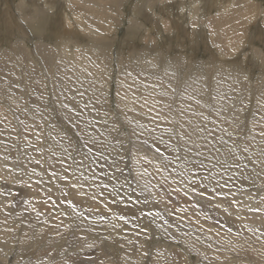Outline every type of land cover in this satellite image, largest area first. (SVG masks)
<instances>
[{
	"label": "rangeland",
	"instance_id": "obj_1",
	"mask_svg": "<svg viewBox=\"0 0 264 264\" xmlns=\"http://www.w3.org/2000/svg\"><path fill=\"white\" fill-rule=\"evenodd\" d=\"M37 1L0 0V129L20 130L0 136V264H264V0H80L85 28L74 0ZM68 115L92 155L66 161L77 172L64 196L68 181L49 176ZM209 175L228 196L184 194L189 180L211 191Z\"/></svg>",
	"mask_w": 264,
	"mask_h": 264
},
{
	"label": "snow or ice",
	"instance_id": "obj_2",
	"mask_svg": "<svg viewBox=\"0 0 264 264\" xmlns=\"http://www.w3.org/2000/svg\"><path fill=\"white\" fill-rule=\"evenodd\" d=\"M78 95L83 96L84 93L80 92V93H78ZM58 107L61 108V109H66L69 113L75 112L77 117L82 115V112L77 111L76 108H70L68 104L63 103L62 101L58 102ZM84 107L87 108L88 104H85ZM52 110L56 111V107L54 106ZM13 115H14V118L19 119L18 117H15V114H13ZM65 119H67L68 125H70V126H66V125L61 124L60 127L63 128L64 134H65L63 138L68 140V145L64 149V153H65L64 157H58L56 159V161L50 166L52 171H51V174L49 176V182H51L53 179L60 181L62 184H63L64 181H68L67 184L63 185V187H61L60 185H55L57 190L60 191L62 193V195L67 196L69 193L66 191V189L75 188L76 187V184L72 183V180L76 179L77 169L73 168L72 165L66 164V161L67 160H71L72 164H77V163L82 164L84 160L89 159L91 157V155H92V148L89 146L90 143H92V141H90L89 139H85L84 138V136L82 134V130H81V133H79V134L73 132V129L74 128L75 129L80 128V125H79V123L73 121V118H72L71 115L66 116ZM148 119L151 120V119H153V117H148ZM20 124H21L22 127L27 128V125H24L23 121H20ZM56 127H57L56 125H52L53 130H55ZM140 127L142 129H144L145 131H148L149 133L155 131V129H149L147 127V125H144V124H141ZM5 131H16L19 134L20 130L16 129L14 127L9 129L7 126H5V128L0 129V136H2ZM57 134H59V133H57ZM74 137H77V138L74 139ZM36 138H37V140L41 139L39 134L36 135ZM0 143H3V141L0 140ZM141 143L142 144H146L147 141H142ZM33 147H35V145H33ZM157 153H159V157L158 158H160V167L167 168V164L165 163V159L163 158V153L159 152V148H157ZM77 156L80 157L79 161H77ZM14 163L17 166H19L21 163H24V165H25V167L23 169L17 167L16 168V172L17 173L25 172V174L31 175L30 173L26 172L27 165L29 163H31V161H24L22 159H17L16 161H14ZM35 163L40 165L42 172H44V173L48 172V169L44 167V162H42L41 160L37 159L35 161ZM57 164L59 165V168H57ZM5 167H6V170L8 172L11 173L13 171L11 168H7V166H5ZM117 167H119V166L117 165ZM36 175L38 177L36 183L39 184V183H41V179H39L40 173H36ZM201 179L202 180H206L209 183H213V181H214L213 188L211 189V191H209V189H208L206 184L198 183L196 180H189L188 183H187V187L184 190V194L185 195H191V193L194 191V192H196V194L198 196L202 197L205 192H209V196H210L211 192H215L216 188H220L221 189V193L220 194H222L224 196H228L229 195L228 193H223L222 190H223V188L226 185H221L219 180H214V178L211 177L210 175L209 176H203V177H201ZM229 179H231V177H229ZM27 186L31 187L30 184H28ZM104 187L106 189V185ZM52 188H53V185L51 183H49L46 191L47 192H52ZM172 192H174L177 195H179L180 192H181V189L174 188L172 190ZM0 194H3V193H0ZM8 194L11 195L10 190H9ZM101 195H103V193H101ZM109 195L112 196V199L108 200V197L105 196L104 197L105 201L108 202V203H115V204H117L119 206L120 201L117 200L113 194L109 193ZM168 195L171 196L172 193H168ZM232 195H235V193H232ZM92 199L96 200L97 197L94 195L92 197ZM49 200H52V196H48L47 200H44L42 202L47 204ZM68 203H69V207H72V202L69 201ZM145 203H147V199H146ZM197 203L200 204L202 207L207 208V205H208L209 201L197 200ZM55 206H56V201H52V204L49 205V207H55ZM72 210L75 211V208L73 207ZM167 211L169 213V216L171 217L173 209H167ZM138 212H143V209H138ZM159 215H160V213H156L155 214V216H159ZM155 216H154V219H155ZM100 219H101V221H103L104 220V216L102 215L100 217ZM119 219H124V216L121 215L119 217ZM165 223L168 225L169 228H171L172 227V223H174V222L165 221ZM211 227L212 226H210V228ZM150 228H151V225H148V226L141 225L140 226L141 233L148 232L150 230ZM210 228H209V230H210ZM136 234L139 235L140 233H136ZM146 238H148V237H146ZM152 238H155V237H152ZM81 239H83V238H81ZM101 239L104 240V239H107V237H101ZM89 247H92V245H89ZM144 255L146 257L150 258V251L149 252H145Z\"/></svg>",
	"mask_w": 264,
	"mask_h": 264
},
{
	"label": "bare ground",
	"instance_id": "obj_3",
	"mask_svg": "<svg viewBox=\"0 0 264 264\" xmlns=\"http://www.w3.org/2000/svg\"><path fill=\"white\" fill-rule=\"evenodd\" d=\"M75 2H77L76 3V5H74L73 6V3H70V11H72V12H74V14L72 15V17L73 16H75V18H76V25H77V28L79 27V28H85V27H83L84 25H82L83 24V22H84V18L86 17V12L84 11V10H82L83 9V7H82V5L84 4V2H80V0H74ZM117 1V0H116ZM181 1V0H180ZM196 1V0H195ZM207 1V0H206ZM209 1V0H208ZM36 3V4H39V2H41V1H37V0H25V3L26 4H30V3ZM147 2H148V0H147ZM169 2H170V0H169ZM42 3V2H41ZM149 4V3H148ZM40 7H43V5L41 4L40 5ZM76 7H78V9L79 10H77L76 9ZM24 8V7H23ZM161 9V8H160ZM64 12V11H63ZM67 13V12H66ZM65 13V14H66ZM69 14V13H68ZM68 18V17H67ZM70 18H71V16H70ZM169 18H170V16H169ZM64 19H65V17H64ZM70 20V19H69ZM86 20V19H85ZM155 20V19H154ZM156 22L158 23V24H160V22L158 21V20H156ZM179 23V22H178ZM85 26H87V25H85ZM67 27H69V26H67V23L66 24H64V29H63V31H58V33H59V36H61V37H63V36H65V35H67L68 34V32H70L69 30H68V28ZM74 27H75V24H74ZM76 31H79V30H77V29H75ZM88 30V29H87ZM231 31V30H230ZM82 33V32H81ZM85 33V32H84ZM198 33V32H197ZM230 33V32H229ZM71 33H69V35H70ZM196 34V33H195ZM73 35V34H72ZM72 35H71V37H72ZM225 35V34H224ZM58 36V35H57ZM87 36V35H86ZM70 37V36H69ZM80 37V36H79ZM88 38H89V36H87ZM174 37H175V35H174ZM228 36H226V38H227ZM225 38V37H224ZM230 39V38H229ZM231 40V39H230ZM229 40V41H230ZM96 41V40H95ZM61 44V43H60ZM81 47V46H80ZM64 50V49H63ZM88 50V49H87ZM86 50V51H87ZM61 51V50H60ZM59 51V52H60ZM81 51H82V54H79L78 56H75V54H73L72 56H71V58H73L74 59V61H76L77 60V58H81L82 56H83V50H80V53H81ZM66 52V51H65ZM76 52V51H75ZM78 52V51H77ZM56 55V54H55ZM69 55V54H68ZM71 55V54H70ZM54 56V55H53ZM110 56V55H109ZM90 57V56H89ZM85 60V59H84ZM106 60V59H105ZM108 60V59H107ZM87 62V61H86ZM101 68V67H100ZM1 84L2 85H4V86H6L5 84L6 83H4V82H1ZM198 86V85H197ZM208 86V85H207ZM212 89V88H211ZM27 90V89H26ZM217 90V89H216ZM222 93V92H221ZM220 94V93H219ZM221 101V100H220ZM10 118V117H9ZM228 119V118H227ZM107 120V119H106ZM3 122V121H2ZM145 150H147V149H145V148H142L141 147V151H140V154L142 155V156H145V155H147V156H149V158H151L152 156H151V153L149 152V151H146L145 152ZM156 162V161H155ZM154 165V164H153ZM156 165V164H155ZM45 166V165H44ZM140 175V174H139ZM9 177V176H8ZM37 177V176H36ZM144 181V180H143ZM152 181V180H151ZM203 183V182H202ZM201 183V184H202ZM150 184V183H149ZM149 186V185H148ZM160 193V192H159ZM161 194V193H160ZM158 195V194H157ZM86 196V195H85ZM28 202V201H27ZM19 207V206H18ZM22 207V206H21ZM130 209V208H129ZM6 211H7V209H6ZM12 211V210H11ZM153 211V210H152ZM184 211V210H183ZM1 212H3V211H1ZM8 212H10V211H8ZM188 212V211H187ZM4 213V212H3ZM1 215V214H0ZM19 215V214H18ZM121 215V214H120ZM190 216V215H189ZM4 217H5V215H4ZM3 217V218H4ZM10 217V216H9ZM192 217V216H191ZM191 217H190V220H191ZM7 218V217H6ZM16 218V217H15ZM163 218H165V217H163ZM193 218V217H192ZM5 219V218H4ZM12 219V218H11ZM2 220V219H1ZM6 220V219H5ZM4 220V221H5ZM5 223H6V221H5ZM3 224V223H2ZM10 225V224H9ZM163 225V224H162ZM14 226V225H13ZM1 227H3V226H1ZM57 227V226H56ZM213 227V226H212ZM2 229H4V228H2ZM1 229V230H2ZM20 229V228H19ZM124 229V228H123ZM213 229H215V227H213ZM31 231V230H30ZM60 231V230H59ZM65 231V230H64ZM211 231V230H210ZM63 232V231H62ZM68 232V231H67ZM66 232V233H67ZM130 232V231H129ZM56 233V232H55ZM33 234V233H32ZM2 235V234H1ZM11 235V234H10ZM16 235H18V234H16ZM20 235V234H19ZM55 235V234H54ZM71 235V234H70ZM76 235V234H75ZM24 236V235H23ZM32 236V235H31ZM59 236H60V234H59ZM15 237V236H14ZM19 237V236H18ZM19 238H21V237H19ZM30 238V237H29ZM52 238V237H51ZM57 238H58V236H57ZM78 238H80V237H78ZM122 238V237H121ZM40 239V238H39ZM72 239V238H71ZM8 240V239H7ZM6 239H5V242L7 241ZM9 240H10V238H9ZM16 240V239H15ZM22 240V239H21ZM119 240V239H118ZM132 240V239H131ZM23 241V240H22ZM22 241H20V242H22ZM83 241V240H82ZM117 241V240H116ZM145 241V240H144ZM8 242V241H7ZM11 242V241H10ZM16 242V241H15ZM25 242H27V241H25ZM29 242V241H28ZM33 242V241H32ZM39 242V241H38ZM129 242V241H128ZM135 242V241H134ZM139 242V241H138ZM141 242V241H140ZM4 243V242H3ZM12 243H14V242H12ZM36 243V242H35ZM56 243H57V241H56ZM185 243V242H184ZM194 243V242H193ZM7 244V243H6ZM5 243L4 244H2V245H6ZM23 244V243H22ZM22 244H17L19 247H20V245H22ZM45 243H43V245H44ZM47 244V243H46ZM45 244V245H46ZM109 244V243H108ZM127 244V243H126ZM185 244H188V242L187 243H185ZM17 245H15V246H17ZM27 245V244H26ZM28 245H29V243H28ZM34 245V244H33ZM64 245V244H63ZM192 245V243H190V241H189V246H191ZM196 245V244H195ZM7 246V245H6ZM23 246V245H22ZM25 246V245H24ZM36 246V245H35ZM49 246V245H48ZM197 246V245H196ZM8 247V246H7ZM66 247V246H65ZM109 247H110V245H109ZM192 248H193V246H191ZM13 248V247H12ZM22 248V247H21ZM24 248V247H23ZM28 248V247H27ZM32 248V247H31ZM95 248V247H94ZM188 248H190V247H188ZM197 248V247H196ZM195 248V249H196ZM147 249V248H146ZM191 249V248H190ZM198 249V248H197ZM203 249V248H202ZM202 249H200L201 251H202ZM0 252H2L3 250H4V248H1L0 247ZM15 250V249H14ZM22 250H24V249H22ZM65 250V249H64ZM34 251V250H33ZM194 251V250H193ZM198 251V250H197ZM204 251V250H203ZM202 251V252H203ZM13 252V251H12ZM41 252V251H40ZM51 252V251H50ZM72 252V251H71ZM75 252H77L76 250H75ZM109 252V251H108ZM112 252H113V250H112ZM202 252H201V255H202ZM4 253V252H3ZM26 253H28V252H26ZM39 253V252H38ZM152 253V252H151ZM197 254V253H196ZM204 254V253H203ZM20 255H22V254H20ZM198 255V254H197ZM38 256V255H37ZM67 256V255H66ZM69 256V255H68ZM107 256V255H106ZM115 256H116V254H115ZM5 257V260L7 261V262H10V264H18L19 262H17V261H15L14 259L13 260H9L8 259V256H4ZM26 257V256H25ZM25 257H24V259H25ZM49 257V256H48ZM77 257V256H76ZM80 257V256H79ZM104 257V256H103ZM142 257V256H141ZM151 257H153V259H155L154 258V256H151ZM201 257V256H200ZM203 257V256H202ZM22 258V257H21ZM78 258V257H77ZM81 258V257H80ZM72 259V258H71ZM89 259V258H88ZM146 259V258H145ZM4 260V261H5ZM21 260V259H20ZM19 260V261H20ZM40 260V259H39ZM116 260V259H115ZM34 261V260H33ZM52 261V260H51ZM82 261V260H81ZM89 261V260H88ZM105 261V260H104ZM108 261V260H107ZM121 261V260H120ZM35 262V261H34ZM77 262V261H76ZM93 262V261H92ZM118 262V261H117ZM157 262V261H156ZM1 263H2V261H1ZM32 263V262H31ZM63 263V262H62ZM65 263V262H64ZM68 263V262H67ZM78 263V262H77ZM76 263V264H77ZM109 263V262H108ZM123 263V262H122ZM138 263V262H137ZM139 263L140 264H142V263H145V262H140L139 261ZM153 263V262H152ZM29 264V263H28ZM41 264V263H40ZM47 264V263H46ZM58 264V263H57ZM107 264V263H106ZM113 264V263H112ZM120 264V263H119ZM123 264H125V262L123 263ZM129 264V263H128ZM136 264V263H135Z\"/></svg>",
	"mask_w": 264,
	"mask_h": 264
}]
</instances>
